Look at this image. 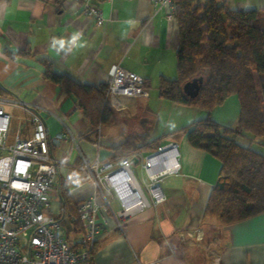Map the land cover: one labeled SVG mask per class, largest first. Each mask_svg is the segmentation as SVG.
I'll return each mask as SVG.
<instances>
[{
	"label": "crops",
	"instance_id": "1",
	"mask_svg": "<svg viewBox=\"0 0 264 264\" xmlns=\"http://www.w3.org/2000/svg\"><path fill=\"white\" fill-rule=\"evenodd\" d=\"M83 1L0 0V86L8 97L31 105L42 118L50 155L57 162V183L60 180L75 201L94 192L83 163L120 159L112 158L113 147L129 135L157 140L159 145L173 143L177 163L175 171L160 177L165 200L150 203L124 221L116 219L120 205L106 192L110 207H101L97 217L92 264H264V212L225 227L203 216L220 163L189 146L182 129L205 112L158 96L159 79L176 77L175 17H167V8L150 0H95L104 18L96 25L82 13ZM223 1L235 10L264 9V0ZM113 64L141 76L148 95L108 102L114 120L89 132L74 94L47 79L44 71L48 68L77 84L97 87L106 84ZM6 106L11 116L8 135L12 138L20 125L22 134H29L24 108ZM237 114L234 95L209 112L213 120L228 127H235ZM61 132L68 137L54 143L52 138ZM254 139L236 136L243 145ZM259 145L264 147L262 142ZM151 151L128 154L136 155L132 165L138 163L144 174L142 183L137 181L145 192L142 163ZM258 151L264 153V148ZM51 194L52 210L58 204L59 213L57 190ZM221 230L222 244L217 245L214 239Z\"/></svg>",
	"mask_w": 264,
	"mask_h": 264
},
{
	"label": "trees",
	"instance_id": "2",
	"mask_svg": "<svg viewBox=\"0 0 264 264\" xmlns=\"http://www.w3.org/2000/svg\"><path fill=\"white\" fill-rule=\"evenodd\" d=\"M173 6L176 77L159 79L158 96L205 112L182 131L189 146L213 155L220 163L203 216L225 227L264 212V153L236 140L237 135L264 138V9L235 10L223 0H173ZM198 75L203 76L202 86L196 97L189 98L182 84ZM44 76L74 94L89 132L114 120V109L105 100L106 84L80 85L48 68ZM144 86L148 88L146 82ZM232 95L238 100V114L235 127H228L213 120L209 112ZM0 96L10 95L0 86ZM158 145L157 140L129 135L113 147L112 158L151 151ZM56 190L58 218L65 239L75 249L78 245L73 240L84 228L80 221L72 220L69 231L65 218L75 215L77 201L60 180ZM92 254L93 246L91 264Z\"/></svg>",
	"mask_w": 264,
	"mask_h": 264
},
{
	"label": "built area",
	"instance_id": "3",
	"mask_svg": "<svg viewBox=\"0 0 264 264\" xmlns=\"http://www.w3.org/2000/svg\"><path fill=\"white\" fill-rule=\"evenodd\" d=\"M167 8L173 18V0H150ZM82 13L101 25L104 18L95 0H84ZM145 80L138 74L113 64L107 71L105 100L115 103L117 97H145ZM16 104L24 108L30 123L29 134L23 135L21 125L10 142L8 131L10 114L4 105ZM61 132L52 138L58 143L67 138ZM127 155L116 161L99 164L97 160L84 162L94 192L77 201L76 213L69 218L80 221L84 233L76 238L77 247L71 248L65 239L58 211L51 207L52 194L57 186V162L50 155L49 138L38 112L26 103L0 96V264H91L90 250L99 231L97 217L101 207H110L106 192L120 205L115 213L118 222L150 203L165 200L160 177L177 168L173 143L158 145L144 158L142 169L147 178L146 192L132 172ZM167 162V163H166Z\"/></svg>",
	"mask_w": 264,
	"mask_h": 264
},
{
	"label": "rangeland",
	"instance_id": "4",
	"mask_svg": "<svg viewBox=\"0 0 264 264\" xmlns=\"http://www.w3.org/2000/svg\"><path fill=\"white\" fill-rule=\"evenodd\" d=\"M4 107L6 108L7 106L6 105H4ZM9 131H10V129H9ZM9 131H8V134H9ZM10 140H11V136H9L8 135V140H7V142H10ZM264 143V138H261V137H256L255 139H254V141L253 142H251L250 140H247L246 141V145H248V146H250L251 148H253L254 150H262V148H264V147H262L261 145H259V143ZM155 150V149H154ZM154 150H152V151H154ZM151 151V152H152ZM262 152V151H261ZM132 169L134 170V173H135V177H136V179L139 181V183L141 182L142 183V176H144V174L142 173V171L140 170V166H139V164L138 163H136V164H133L132 165ZM112 206H113V208H114V210H116L117 209V206L112 202ZM53 211L54 212H57L58 211V204H56L55 206H53ZM211 221V220H210ZM213 222V221H212ZM69 231H71V229H69ZM222 231V232H221ZM220 231V233H219V235H218V237H216V239H214V240H216V243H217V245H221L222 244V235H223V230H221ZM210 264V263H209Z\"/></svg>",
	"mask_w": 264,
	"mask_h": 264
},
{
	"label": "water",
	"instance_id": "5",
	"mask_svg": "<svg viewBox=\"0 0 264 264\" xmlns=\"http://www.w3.org/2000/svg\"><path fill=\"white\" fill-rule=\"evenodd\" d=\"M203 83V76L198 75L190 78L189 80L185 81L182 84V91L184 95H186L189 98H194L197 96L200 87L202 86ZM132 163L137 162L136 158L131 159Z\"/></svg>",
	"mask_w": 264,
	"mask_h": 264
},
{
	"label": "clouds",
	"instance_id": "6",
	"mask_svg": "<svg viewBox=\"0 0 264 264\" xmlns=\"http://www.w3.org/2000/svg\"><path fill=\"white\" fill-rule=\"evenodd\" d=\"M76 37H73V40H75ZM60 46L63 47V41H60Z\"/></svg>",
	"mask_w": 264,
	"mask_h": 264
}]
</instances>
